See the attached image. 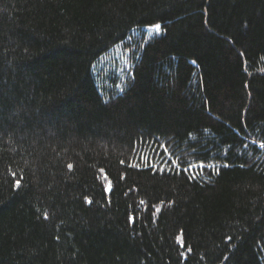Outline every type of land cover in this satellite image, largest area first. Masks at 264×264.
I'll return each instance as SVG.
<instances>
[{
    "label": "trees",
    "instance_id": "16d2710c",
    "mask_svg": "<svg viewBox=\"0 0 264 264\" xmlns=\"http://www.w3.org/2000/svg\"><path fill=\"white\" fill-rule=\"evenodd\" d=\"M0 264H264V0H0Z\"/></svg>",
    "mask_w": 264,
    "mask_h": 264
},
{
    "label": "rangeland",
    "instance_id": "374dc122",
    "mask_svg": "<svg viewBox=\"0 0 264 264\" xmlns=\"http://www.w3.org/2000/svg\"><path fill=\"white\" fill-rule=\"evenodd\" d=\"M151 32L148 31L147 36L150 37ZM121 44L111 48L109 52L104 54L95 64H93L94 73L101 77L106 74H123L129 69V50H123ZM120 84H118V87Z\"/></svg>",
    "mask_w": 264,
    "mask_h": 264
},
{
    "label": "snow or ice",
    "instance_id": "6c2138e0",
    "mask_svg": "<svg viewBox=\"0 0 264 264\" xmlns=\"http://www.w3.org/2000/svg\"><path fill=\"white\" fill-rule=\"evenodd\" d=\"M157 29H159L161 26L159 25V24H157L156 26H155ZM228 165H225V167H227ZM73 166L71 165V164H69L68 165V168L69 169H71ZM17 186H19V181H17ZM110 188H111V186H109V189H107V190H110ZM89 204H91L92 203V201H87ZM47 218V217H46Z\"/></svg>",
    "mask_w": 264,
    "mask_h": 264
}]
</instances>
